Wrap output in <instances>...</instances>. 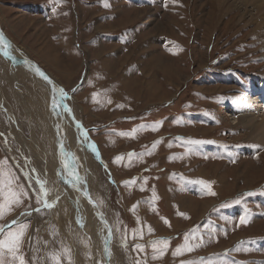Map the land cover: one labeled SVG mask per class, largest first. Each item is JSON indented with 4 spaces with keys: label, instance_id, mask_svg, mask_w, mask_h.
<instances>
[{
    "label": "rangeland",
    "instance_id": "374dc122",
    "mask_svg": "<svg viewBox=\"0 0 264 264\" xmlns=\"http://www.w3.org/2000/svg\"><path fill=\"white\" fill-rule=\"evenodd\" d=\"M242 2L0 0L21 63L0 52V162L26 193L0 238L26 224V264H264V143L240 115L264 87V11Z\"/></svg>",
    "mask_w": 264,
    "mask_h": 264
},
{
    "label": "snow or ice",
    "instance_id": "6c2138e0",
    "mask_svg": "<svg viewBox=\"0 0 264 264\" xmlns=\"http://www.w3.org/2000/svg\"><path fill=\"white\" fill-rule=\"evenodd\" d=\"M3 40L0 39V44H3ZM7 47V45H5ZM8 53L5 52V55ZM37 74L41 76L45 80H49V78L43 73L38 67L35 69ZM51 83V81H49ZM61 91V95H63V91ZM52 107L58 108L59 102L56 99H53L52 101ZM191 144H199L201 141H189ZM93 152L96 151V147L94 144L89 145ZM155 146V145H154ZM61 151H63V148H61ZM7 167V161L0 162V196L4 197L3 201L0 202V217H2L5 214L6 209H10V207L15 204L19 205L21 203L20 197L25 196L26 193L23 191V188L21 187L20 190L14 191L12 190V179L10 178L11 174L6 172L5 169ZM74 179L78 182L80 180V177L78 175H74ZM38 183H40L41 188V197H43V205L44 207L51 208L54 206L53 203H50L46 197L48 195V192L45 190L44 182H40L38 180ZM203 187L209 189L210 191V185L205 183L204 181H198ZM75 186V185H73ZM7 187L8 191L5 193V188ZM214 194V193H213ZM88 194L85 193V196ZM41 197H38V202H41ZM91 202V201H90ZM236 203H239V201H235ZM227 206V205H224ZM35 211H40L39 208L35 209ZM15 223V222H13ZM241 224L247 223V219L245 217H241L240 219ZM27 225L26 224H19L15 230L8 231L6 235L3 236V238H0V254L3 253V251L6 249L8 253H11L14 260H18V264H26V261L24 259V256L22 254H19V249L23 241L24 234L26 232ZM0 234H3V228L0 227ZM188 236L186 234L185 237V244L182 246H178L175 250V255H181L184 251H191L193 250V246L189 245L187 243ZM168 241L164 238H161L159 241L153 242V247L157 244H162L167 247ZM136 248H141V245H136ZM109 250L106 248V252ZM65 254H67V250H65ZM59 253H52L49 254V259L52 261V264H60L59 261ZM182 264H194V262H182ZM220 264H225L224 261H220Z\"/></svg>",
    "mask_w": 264,
    "mask_h": 264
},
{
    "label": "bare ground",
    "instance_id": "6f19581e",
    "mask_svg": "<svg viewBox=\"0 0 264 264\" xmlns=\"http://www.w3.org/2000/svg\"><path fill=\"white\" fill-rule=\"evenodd\" d=\"M215 1H220V0H215ZM223 1V0H221ZM228 1V0H227ZM242 2L241 4H243L244 6H249L250 4H252L253 7H255L256 5V9H259V11L263 10L264 11V0H237V2ZM240 4V5H241ZM252 10V9H251ZM245 13V12H244ZM258 14V13H257ZM261 14V13H260ZM258 21V23H260L261 28H264V13L261 14V18L256 20ZM260 28V27H259ZM257 31L262 34L258 29ZM258 35V34H257ZM3 33L1 31L0 28V39L3 40ZM264 44V41H263ZM5 45H7V47H5ZM13 46H10L7 43H3L0 44V52L2 55H5V52L8 53L7 57H9V60L14 64L9 66L10 69L12 70V72L16 71L15 68H20V66H16V64H21L18 60H15L16 58H14V55L16 52H20L19 50H17L16 52L12 50ZM29 58V57H28ZM160 58H157L155 60V65H157L156 67H158L159 65H161V61L159 60ZM8 61V59H7ZM163 61V60H162ZM26 62L32 66H34V68L36 69L37 67L35 66V64L30 61V60H26ZM16 63V64H15ZM28 65V66H30ZM171 66H173L172 64H170ZM22 66V65H21ZM31 67V66H30ZM174 67V66H173ZM3 68V67H2ZM0 68V69H2ZM17 68V69H18ZM26 68L28 69V72L32 75V70L26 66ZM25 69V68H24ZM25 69V70H27ZM176 69V68H175ZM24 70V71H25ZM25 73V72H24ZM4 74V73H3ZM13 74V73H12ZM2 75V74H1ZM15 75V74H14ZM257 82V81H256ZM13 83V82H12ZM46 83V82H45ZM44 84V82H43ZM17 85V84H16ZM18 86V85H17ZM14 87V86H13ZM245 87V86H244ZM17 88V87H16ZM229 89V88H228ZM257 89V88H256ZM11 90V89H10ZM231 90V89H230ZM249 90V89H248ZM250 91V90H249ZM54 92V91H53ZM248 92V91H247ZM253 92H255V90H252L250 94H253ZM15 94V93H14ZM255 95H257V98H254V95H249L250 97H245L243 98V105L240 108L241 109V122L243 124L244 127H246L249 131L250 134L252 135V137L258 141H260L261 143H264V87L261 86V89H259V91L257 90V93H255ZM18 96V95H17ZM20 96V95H19ZM211 96V95H210ZM246 96V95H245ZM239 97V96H238ZM242 97V96H241ZM20 100V99H19ZM236 106V105H235ZM30 110V109H29ZM236 110V109H235ZM230 115H235V113H232L233 111H230ZM236 119L238 118V113L236 112ZM240 118V117H239ZM238 121V120H237ZM44 122V121H43ZM42 124V123H41ZM238 125V124H237ZM36 129V128H35ZM245 129V128H244ZM34 133L35 130H34ZM75 137V136H74ZM34 139V138H32ZM64 139V138H63ZM76 139V138H75ZM75 142V141H74ZM26 146V143L23 142L22 145ZM71 146V145H69ZM67 148V147H66ZM70 149V148H69ZM67 151V150H66ZM68 153V152H67ZM66 153V155H67ZM65 155V156H66ZM69 155L71 156V162H69V167L71 169V167L74 166V163L72 162V160L74 161V156H72V152H69ZM83 155V154H82ZM66 158V157H65ZM69 159V157H67ZM67 160V159H66ZM40 166V165H39ZM42 168V167H41ZM39 169V168H38ZM74 170V168H72ZM42 170V169H41ZM83 173V172H82ZM63 176V175H62ZM45 177V176H44ZM65 177V176H63ZM46 179V177H45ZM49 187V186H48ZM188 198V197H187ZM49 201V200H48ZM194 202V201H193ZM86 203V202H85ZM91 204V202H89ZM85 205V204H84ZM190 205V204H189ZM193 205V203H192ZM199 206H201V208H203V212L204 210L208 209L210 207V203L209 202H194V206L193 209H197ZM88 209H91L89 207H87ZM94 208V207H93ZM81 209V208H80ZM95 214V213H94ZM89 216V215H88ZM103 220V218H102ZM91 225V224H90ZM102 237V236H101ZM104 239H105V235H103ZM107 237V235H106ZM110 242H111V238H109ZM102 243V242H101ZM105 243V242H104ZM102 243V244H104ZM113 257V256H112ZM111 258V257H110Z\"/></svg>",
    "mask_w": 264,
    "mask_h": 264
},
{
    "label": "water",
    "instance_id": "95a60500",
    "mask_svg": "<svg viewBox=\"0 0 264 264\" xmlns=\"http://www.w3.org/2000/svg\"><path fill=\"white\" fill-rule=\"evenodd\" d=\"M6 59L8 58V60H9V57H5ZM43 72V71H42ZM44 73V72H43Z\"/></svg>",
    "mask_w": 264,
    "mask_h": 264
}]
</instances>
